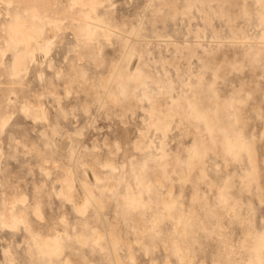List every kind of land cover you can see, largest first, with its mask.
I'll use <instances>...</instances> for the list:
<instances>
[{
  "label": "rangeland",
  "instance_id": "1",
  "mask_svg": "<svg viewBox=\"0 0 264 264\" xmlns=\"http://www.w3.org/2000/svg\"><path fill=\"white\" fill-rule=\"evenodd\" d=\"M59 1L68 3V0ZM38 7L39 14L48 12ZM20 9L16 4L0 1V34L6 32L5 28ZM30 11H24V15ZM99 13L122 32L87 40L80 33L79 21L65 19L57 28L49 29L45 24L44 33L54 34L56 41L49 55L38 52L36 59L27 63V70L14 73L13 69L17 56L24 52L23 44L0 55V109L15 110L0 128V211L5 201L8 205L15 204L16 213L25 214L43 239L62 245L64 250L61 254L41 257L24 224L19 228L0 224V264H66L67 260L76 264H113L106 252L92 241L76 240V232H87L86 223L102 231L116 232L126 264H167L168 254L172 264H177V256L166 250L161 240L148 252L136 242L132 221L124 216L117 203V191L105 193L94 186L101 199L106 194L110 197L105 201L102 215L99 217L93 206H88L85 213L80 212L78 207L83 205L85 197L80 178L87 168L92 183L95 169L103 182L112 184L119 180V190H123L126 180L120 176L124 147L118 149L115 142L122 140L120 134L127 130L133 141L139 137L140 129H145L148 111L144 107L149 106L150 100L143 91L163 101L170 100V93L164 92L166 87L176 96L184 90L191 93L187 82L197 83L201 75L202 93L208 98L211 70L218 64L221 68L216 87L221 95H229L242 84L252 90L244 115L249 120L247 130L257 134L264 182V135H261L264 119L256 111L258 107L264 114V59L254 61L249 52L250 42L255 45L264 31V3L259 0H104ZM134 28L139 29V36L133 40L136 51L131 66L137 75L146 71L151 76L143 75V81L137 86L134 79L117 76L107 88L104 82L121 60L128 35ZM232 61H236L235 66L231 65ZM124 69L122 62L120 72ZM67 87L71 90L69 93ZM103 97L104 104L100 106L99 99ZM24 100L43 101L49 111V121H36L26 115L19 108ZM53 127L60 134H55ZM184 128V124L174 122L166 137L168 150H177L182 143L191 141L193 134L184 133ZM55 136L72 137L74 144L78 142L75 174L71 171V148L58 151L53 142ZM161 137L159 130H150L145 141L150 143L154 139L151 147L143 150L131 147L129 158L142 160L157 153ZM108 159L116 161L118 167L111 170L105 166ZM229 162L214 151L207 157L208 176L200 183V191L211 199L215 197L216 185L238 169L234 161ZM210 180L215 182L212 188ZM63 181L73 184L74 201L57 193ZM176 190H180L179 181H176ZM191 192L192 183L188 182L184 191L186 202H190ZM258 213L261 223L263 205ZM163 225L168 228L170 221ZM67 232L70 237L66 236ZM191 248L194 264H211L218 254L219 241L201 228ZM131 250L135 261L130 259ZM10 256L14 257L13 261Z\"/></svg>",
  "mask_w": 264,
  "mask_h": 264
},
{
  "label": "bare ground",
  "instance_id": "2",
  "mask_svg": "<svg viewBox=\"0 0 264 264\" xmlns=\"http://www.w3.org/2000/svg\"><path fill=\"white\" fill-rule=\"evenodd\" d=\"M0 1L21 7L5 28L6 32L0 34L1 56L5 55L8 49L15 50L21 44L24 46V52L20 53L13 63L14 73L27 70V63L34 61L38 52L44 56L49 55L56 40L54 34L44 33L46 25L53 29V26L60 27L65 19L79 21L80 33L87 40H99L101 35L122 32L114 28L105 15L99 13L104 0H68V3H61L59 0ZM259 2L262 5L264 3L262 0ZM38 6L48 12L39 14ZM26 10L31 11L24 15ZM138 36V28H134L128 35L121 60L104 82L107 88L117 76L134 79L135 86L143 81V75L151 76L146 71L137 75V70L131 66L136 51L133 48V40ZM240 37L237 35L238 39ZM250 49L252 60L260 62L264 59V31L255 45L250 42ZM81 56L82 53L80 58ZM122 62L125 69L120 72ZM231 65L235 66L236 61H232ZM220 68L221 65L218 64L211 70L208 98L202 93L204 78L201 75L197 83L187 82L191 93L184 90L176 96L171 88L166 87L164 92L170 93V100L163 101L144 90V96L150 100L149 106L144 107L148 111V116L144 118L145 129H140L139 137L133 141L130 138V130H127L120 134L122 140L115 142L118 149L124 147L120 176L121 180H126L124 189L119 190V180L118 183L112 184L103 182V177L95 169V181L91 183L88 169L85 168V174L80 178L85 194L84 203L78 209L85 213L88 206H93L100 217L106 205L105 201L110 197L106 194L105 199H101L102 197L94 191V186L105 193L117 191V203L123 209L124 216L132 221L137 235L136 242L142 244L146 252L161 240L165 249L177 256V264H194L195 254L191 245L196 240V233L203 228L219 241L218 254L211 264H264V213L261 223L258 222V209L261 205L264 206V182L256 145L257 134L253 130H247L249 120L244 115L245 105L252 90L242 84L229 95H221L216 87ZM66 91L69 93L71 90L67 87ZM104 100L105 97L99 99L100 106H103ZM19 108L36 121H49V111L43 101L31 103L24 100ZM256 111L264 119L261 109L256 107ZM13 112L15 110L0 109V128L5 126ZM175 121L184 124V133H192L193 136L189 143H182L180 148L170 151L166 147V137ZM152 129L159 130L162 134L159 151L142 160L129 158L131 147L140 150L151 147L154 139L147 143L145 137ZM53 130L58 135V130L54 127ZM261 135H264V128ZM55 138L53 142L57 144L58 151L71 148V171L75 174L78 162V151L75 148L78 142L74 144V139L68 136ZM46 143L49 144L50 141L47 140ZM210 151L220 154L225 162L230 163L231 160L238 165V169L216 185L213 199L206 192L200 191V183L208 176L207 157ZM152 160L156 161L155 164H152ZM105 166L111 170L118 167L112 159L106 160ZM45 170L49 174V171ZM176 181L180 183L179 191L176 190ZM188 182L192 183L190 202H186L184 198L185 185ZM208 183L211 188L215 185L213 180ZM57 193L67 200H75L71 182H61ZM251 193L252 196L249 195ZM14 207L15 204L8 205L4 202L0 211L2 226L19 228L24 224L31 234L34 248L41 257H51L53 254L64 252L62 245L43 239L32 228L27 216L23 213L17 214ZM167 220L170 221V226L164 228L163 224ZM84 226L87 232H76V240H90L106 252L113 264H126L120 254L121 241L115 231H102L98 226H90L89 223ZM66 236L70 237V234L67 232ZM30 245L32 246V243ZM129 246L131 248L132 243L129 242ZM9 258L14 260L13 256ZM130 259L136 260L132 250ZM66 264L76 263L67 260ZM167 264H172L170 254L167 255Z\"/></svg>",
  "mask_w": 264,
  "mask_h": 264
}]
</instances>
